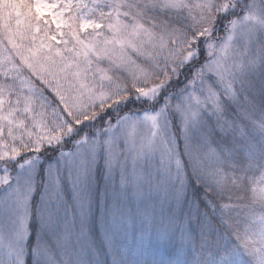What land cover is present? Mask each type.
<instances>
[{
    "label": "snow or ice",
    "instance_id": "obj_1",
    "mask_svg": "<svg viewBox=\"0 0 264 264\" xmlns=\"http://www.w3.org/2000/svg\"><path fill=\"white\" fill-rule=\"evenodd\" d=\"M0 264H264V0H0Z\"/></svg>",
    "mask_w": 264,
    "mask_h": 264
}]
</instances>
